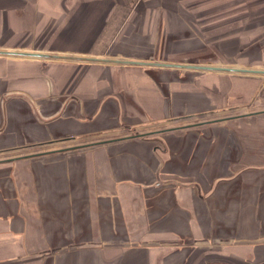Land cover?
Here are the masks:
<instances>
[{
  "label": "crops",
  "instance_id": "1",
  "mask_svg": "<svg viewBox=\"0 0 264 264\" xmlns=\"http://www.w3.org/2000/svg\"><path fill=\"white\" fill-rule=\"evenodd\" d=\"M213 3L0 0V50L264 69V0ZM252 76L0 56V264H264V115L160 132Z\"/></svg>",
  "mask_w": 264,
  "mask_h": 264
},
{
  "label": "water",
  "instance_id": "2",
  "mask_svg": "<svg viewBox=\"0 0 264 264\" xmlns=\"http://www.w3.org/2000/svg\"><path fill=\"white\" fill-rule=\"evenodd\" d=\"M0 56H11V57H21L24 59H32V60H44V59H54V60H67V61H77V62H86V63H102V64H114V65H125V66H147V67H155V68H170V69H187V70H195V71H202V72H216V73H238L242 75H256V76H264V69L263 68H250V67H232V66H217V65H202V64H181V63H168V62H157V61H137V60H128V59H112V58H105V57H76V56H63V55H54L48 53H41V52H29V51H3L0 50ZM250 110L245 112H237L238 107H229L227 114L223 116L208 119L202 121L201 123H194L187 126H177L171 129H164L160 132L166 131H173L179 130L182 128H190V127H198L201 125H209V124H219L226 121H232L237 119H245L251 117H257L259 115H264V108H253L252 106H247ZM131 132V129H129ZM132 133V132H131ZM128 134L124 136H120L117 138H112L105 142H115L127 139H134V138H142L146 136L145 134ZM157 133V132H156ZM154 142V151L158 153H166V147L161 139L156 138L152 139ZM101 143V142H100ZM99 143V144H100ZM96 143L92 144L95 145ZM84 146L87 145H79L73 148L82 149ZM32 156V155H31ZM155 181L158 183L159 177L155 176Z\"/></svg>",
  "mask_w": 264,
  "mask_h": 264
},
{
  "label": "flooded vegetation",
  "instance_id": "3",
  "mask_svg": "<svg viewBox=\"0 0 264 264\" xmlns=\"http://www.w3.org/2000/svg\"><path fill=\"white\" fill-rule=\"evenodd\" d=\"M200 54V56H203L202 58H204L205 60H199V62L202 64V65H212V64H214V63H216V61H218L216 58H215V54H213V51H212V49L211 48H206V49H204V50H202V51H200V53H198V55ZM252 76V75H251ZM256 76V75H255ZM252 77H254V75L252 76ZM262 79L261 80V82H260V84H261V86H259L258 88H257V90L255 91V93H254V95H253V97L250 99V101L248 102V103H246V104H249L250 105V103L251 104H257V103H259L260 101H264V96H261L260 95V90L262 89V86L264 85V76H258V79ZM1 102V104L3 103L2 101H0ZM2 131V128L0 129V132ZM63 140H71V139H69V138H67V139H63ZM57 142H59V141H57ZM49 143H53L52 141L51 142H49ZM44 146V145H46V143H41V144H39V146ZM81 145V144H80ZM31 146H33V145H31ZM70 146V145H69ZM22 147H19V148H15V149H9V150H3V151H0V155H1V157H0V164H5V163H11V162H14V161H16V160H18V159H21V158H25L27 155H25V156H18V155H12L11 153H12V151L13 152H15V151H18V150H20ZM65 150L67 151V150H72V147H68V148H65ZM8 153H10V154H8ZM33 156H35V155H33Z\"/></svg>",
  "mask_w": 264,
  "mask_h": 264
},
{
  "label": "rangeland",
  "instance_id": "4",
  "mask_svg": "<svg viewBox=\"0 0 264 264\" xmlns=\"http://www.w3.org/2000/svg\"><path fill=\"white\" fill-rule=\"evenodd\" d=\"M204 1H205L206 4L209 3L208 5L213 6V5H214L213 2H215L216 0H204ZM203 31H205V29H203ZM258 45H260V44L258 43ZM196 59H198V58H195V57H194V58H191L190 60H196ZM200 60H205V59H204V58H201ZM234 60H235V59H234ZM234 60H233V61H234ZM249 61H250V60H248V62H249ZM252 61H253V60H251L250 65H251V64H254V65H255V63H253V62H255V61H253V62H252ZM255 66H256V65H255ZM250 68H253V67H250ZM258 68H262V67H258ZM246 105H247V106H252L253 108H255L254 104H251V103H250V105H249V104H245L244 107H245ZM247 106H246L245 108H242V110H241V109H240V110H241V111H243V110H247V111L250 110V108L247 107ZM237 112H239V111H237ZM227 113H228V110H224V111H221V112L218 113V114H221V115H219V117H220V116H223V114H227Z\"/></svg>",
  "mask_w": 264,
  "mask_h": 264
}]
</instances>
